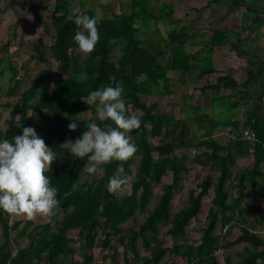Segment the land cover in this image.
<instances>
[{"label":"trees","instance_id":"16d2710c","mask_svg":"<svg viewBox=\"0 0 264 264\" xmlns=\"http://www.w3.org/2000/svg\"><path fill=\"white\" fill-rule=\"evenodd\" d=\"M18 1L5 0L10 9ZM155 1L131 0L127 5L128 12L102 17L98 25L100 40L95 50L81 56L73 40L76 26L66 19L77 9L71 6L70 0H38L36 16L45 11L50 14L53 36L48 50L57 64L56 70H38L29 87L19 92L26 72L18 68L14 60H7V68L12 75L5 91L0 84V102L2 98L14 97L17 101L15 104L10 100L0 104L10 110L5 126L2 128L0 125V140L12 139L22 134L23 127L31 126L56 152L59 160L53 162L45 175L58 189L59 206L54 212L60 210L63 216L56 222L43 224L26 218L22 225L24 220H18L12 230L2 222L0 264H95L93 250L99 247L112 253L105 256V260L110 257L115 262L119 246L124 247L125 264H160L166 259H181L184 264H222L218 253L240 245L244 246L237 252V259L227 255L223 264H264V237L256 233L258 224L264 223V207L259 205L264 200V191L245 192L247 186L256 188L260 166L264 162V121L256 120L252 126L256 136L253 144L243 140L239 134L233 144L220 146L212 139V129L206 130L203 136L206 140L199 142L200 137L192 134L189 120L169 115L162 109L161 101L155 98L156 93L173 94L167 77L169 70L179 74L182 82L187 77L198 80L213 73L214 69L205 67V64L211 62L215 48L231 41L230 31H210L207 35L200 31L202 36L209 35L200 54L186 52L190 38L188 26L173 29L167 39L161 37L157 28L152 34L158 38L141 39L137 36L139 24L149 29L150 21L176 22L172 19L174 5ZM223 1L210 0L207 7L211 9L213 4H222ZM84 2L80 1L81 4ZM227 3L230 12L245 8L254 13L250 29L264 20V0H251L248 4L247 0H227ZM4 11L0 10V13ZM79 11L90 16L97 13L93 8ZM46 48L44 38L39 36L33 45L32 59L46 63ZM3 49L8 52L10 43ZM115 50H120L121 55L113 59ZM249 61L246 78L240 84L231 74H225L204 90L225 89L229 92L241 87L245 89L244 97H248L258 65L253 60ZM4 73L2 70L1 75ZM161 83L165 92H160ZM117 84L124 87L126 107L141 112L142 121L141 127L130 134L138 146V153L122 164L125 173L132 177L130 191L123 195L107 190L109 178L122 162L112 161L103 165L102 175L95 179V174H90L92 180L86 182L85 177L89 173L84 165L87 158L72 157L59 147L67 138L75 141L87 130L88 123H99L94 106L83 102L89 92ZM87 112H91L89 119L80 117ZM1 116L0 111V119ZM14 121L21 122V127H16ZM72 121L78 124L75 131L68 129ZM112 126L115 127L114 124ZM155 138L158 139L156 143L153 141ZM232 147L239 148L246 156L253 152L251 170L233 171L237 155L232 153ZM191 148L206 150L193 158L177 154L178 150ZM197 166L211 171L196 188L189 190L186 205L172 213L173 199L182 190L184 177ZM169 175L171 181L163 184V178ZM157 185H161V194L157 205L148 211ZM212 188L214 195L207 213L208 225L202 230L200 242L194 244L188 238L187 228L202 212L203 198ZM250 196L254 203L244 206V201ZM138 212L145 215L142 222L135 218ZM258 213H261L259 218ZM161 226H168L163 237L160 236ZM218 226L221 227L220 233H216ZM24 236H28V241L22 244L20 240ZM114 239L120 245L113 244ZM138 241L147 255L140 253ZM77 249L81 254L75 260Z\"/></svg>","mask_w":264,"mask_h":264},{"label":"rangeland","instance_id":"374dc122","mask_svg":"<svg viewBox=\"0 0 264 264\" xmlns=\"http://www.w3.org/2000/svg\"><path fill=\"white\" fill-rule=\"evenodd\" d=\"M81 0H70L71 6L75 7L77 10L86 9V8H93L101 17H111L113 14H120L128 12L127 5L131 0H85L84 4L80 3ZM168 2L174 5V13L172 19L176 22L175 24H171L168 21H160L154 22L150 21V27L145 28L142 24L137 25L139 28L137 36L141 39H148L149 37H154L155 39L158 38L157 35H153L155 28L158 29L161 37L167 39L168 33L173 29L179 30L181 27L185 25L190 26V31L203 30L206 28H210L213 23V18L215 21L219 19V15H226V11L229 9V4L227 0H224L223 3L213 4V7L210 9L207 7V3L210 0H157L156 3L161 2ZM254 1V0H253ZM251 3V0H247V4ZM254 4V3H253ZM6 10L3 13H0V84L3 86L2 91H5L8 85H10L9 79L11 77V72L8 70L7 60L12 59L14 60L15 64L18 68H21L26 72L23 77L22 86L19 92L24 91L30 85V80L36 75L38 70L46 68L51 69L52 71L56 70V62L52 58L48 47L52 42L53 30L51 27V20L49 12L45 11L42 13L41 16L37 17L36 13L38 10V0H19L13 9H10L6 6L5 0H0V10ZM243 9V8H242ZM196 10V11H195ZM240 11V10H239ZM243 11V10H242ZM204 15H208L204 17ZM228 16V25L233 24V20L230 19L231 15L227 14ZM230 16V17H229ZM235 16V15H232ZM240 16V15H238ZM242 22L245 24L253 17L251 11L245 9L242 12ZM226 18V19H227ZM221 19V18H220ZM226 19H221L224 24ZM249 19V20H248ZM225 21V22H224ZM254 29V27L252 28ZM15 32V36H14ZM232 35V34H231ZM39 36H42L45 40L46 44V52L48 61L46 63H40L35 59H32L33 56V45L36 43V40ZM10 43V49L8 52L4 51L3 47ZM242 47L247 48L250 52H256L254 41H247V39H242L239 42ZM238 43V44H239ZM190 51H194V49L189 48ZM228 50L230 51L231 49ZM232 51V50H231ZM81 56H85L86 54L78 51ZM121 55L120 50H115L113 52V59H116ZM2 58L4 61H2ZM6 60V61H5ZM5 73L1 75V71ZM170 80H171V90L174 92L173 98L170 97L168 99L165 96V93H156L157 99L161 101L162 109L176 118H180L183 116L182 114H186L187 118L193 117V110L192 107L194 106L193 103H197V93L193 90L189 89L188 85H194L197 82H192L190 84L184 85L180 81V75L176 72H169ZM189 83V82H188ZM194 83V84H193ZM188 90L192 92V94H188ZM165 92L164 88L160 87V92ZM16 103L17 98H2L0 104H5L7 101ZM146 101L150 102L149 98H145ZM129 113L135 112L138 116L141 115V112L134 110L132 107L127 106ZM0 111L2 113L0 119V125L3 128L5 126V120L8 119L10 115V110L5 109L0 105ZM184 111V112H183ZM81 118L89 119L91 117V112L80 114ZM188 118V119H189ZM190 124H192V132L193 134L196 131V128L193 122L190 120ZM155 143L158 139L153 140ZM202 150L196 148L185 149V150H178L177 154H185L189 158H193L194 156L201 154ZM157 156V155H155ZM209 170L208 168H201L197 166L194 171L189 173L184 177L182 182V190L174 197L173 199V207L172 213L181 209L186 205L188 202V195L189 190L192 188H196L197 185L201 183L203 178L206 176ZM102 175V173L95 174L94 178H98ZM86 182H90L92 177L90 174H87L85 177ZM171 181V175L163 178V184L169 183ZM154 198L148 205V211L153 209L158 202V198L161 194V185H157L154 188ZM118 195H123L124 193H117ZM213 188L210 190L209 194L203 198L202 201V212L197 216L195 220L191 222L189 227L187 228V234L189 240L194 243L198 244L200 242L202 236L203 228L207 227L208 220H207V213L209 207L211 206V201L213 198ZM251 203V200L249 201ZM249 204V203H247ZM57 213L54 212L52 216H55ZM261 213H258V217H260ZM145 215L142 213H137L135 218L137 221L142 222L144 220ZM258 228L256 229V233L264 237V223L258 224ZM168 226L160 227V236L163 237L167 232ZM221 232V227L218 226L216 233ZM172 243V241H170ZM113 244L120 245L118 241L115 239L113 240ZM140 253L144 256L147 255L148 252L143 248L140 241H138ZM244 245L237 246L230 251H220L218 253V259L223 264L224 258L229 255L233 260L237 258V252L243 248ZM95 255V264H125L124 263V247L119 246V254L116 257V261H112L109 257L107 260L104 259L105 256H110L112 253L109 250H103V248L99 247L93 250ZM108 252V253H107ZM76 254L80 256L81 251L77 249ZM184 264V261L181 259H166L160 264Z\"/></svg>","mask_w":264,"mask_h":264},{"label":"clouds","instance_id":"9594fccd","mask_svg":"<svg viewBox=\"0 0 264 264\" xmlns=\"http://www.w3.org/2000/svg\"><path fill=\"white\" fill-rule=\"evenodd\" d=\"M66 19L76 26L73 40L79 51L91 54L100 40L98 25L102 17L99 12L90 16L73 10ZM123 93L121 84L90 91L83 102L94 106L99 123H88L87 130L75 141L67 138L59 146L72 157L87 158L84 168L89 174L103 173V165L112 161L122 162L108 180L107 190L112 194L130 191L132 177L125 173L122 164L138 153L130 134L142 123L135 112L129 113ZM108 121L111 123H106ZM14 122L16 127H21V122ZM77 128L78 124L73 121L68 125L69 131ZM57 160L56 152L34 127H23L22 134L0 140V210L28 220L53 215L59 206L58 189L51 185L45 173Z\"/></svg>","mask_w":264,"mask_h":264},{"label":"crops","instance_id":"0c3cea01","mask_svg":"<svg viewBox=\"0 0 264 264\" xmlns=\"http://www.w3.org/2000/svg\"><path fill=\"white\" fill-rule=\"evenodd\" d=\"M242 10L244 11L245 8L241 9L240 11L234 12H230V10L228 9L225 12L226 15H231V17H229L233 20V24L228 25V16L219 15L218 20L215 21V18H213V23H215L216 25L212 24L211 26H209L210 28L202 30V32L206 35L209 34L210 31H222L225 29H229L230 31L231 41L227 45L215 48L211 54V62L205 64V67L207 68L211 66L214 69V72L198 80L193 77H187L183 82L180 80L184 85L190 84L192 82H197V84L193 83L194 85H188V88L192 90L195 89L193 91L198 95L196 99L197 103H193L194 106L192 107V110L194 112L193 117H188V119V115L186 116V114H182L183 116H181L180 118H187L189 120V123L190 120L193 122L196 131L194 134L192 132V134L200 137L199 142L206 140L203 137L205 136L204 133L206 132V130L212 129V139L216 142V144L220 146H228L230 144H233L236 141V137L239 134L242 135V133L246 129L253 130L252 126L256 120L264 121V20H261L259 24L254 25V29H252L253 27L250 29L253 17L251 18V21L248 19L249 21L244 24L242 22ZM252 14L254 16L253 12ZM207 16L208 15H204V17ZM262 17H264V14H262ZM220 18L223 20L227 18V22L224 21L225 23L222 24L223 21ZM187 26L188 25H185L184 27ZM200 31L201 30H197V32L190 31V38L186 44L187 53H202L203 46L206 45V42L209 40V35L202 36L199 34ZM193 33H197L198 36L194 37ZM242 39H247L248 42L254 41L256 52H250L247 48L242 47V45L239 43ZM228 47L232 51H229ZM189 48L194 49V51H190ZM256 56L259 57L254 59ZM249 60H253L254 62L258 63V65L256 67V77L248 89V91L250 92V95L248 97H244L245 89L241 87H239L237 90H231L229 92H227L225 89L204 90L206 86L215 84L216 79L219 76H223L225 74H231L232 78H234V80H236V82L240 84L246 78V71L250 67L251 63ZM169 72L173 71L169 70L167 72V77L170 79ZM187 92L188 94H192L190 90H188ZM165 96H167L168 99L170 97L173 98L174 92L173 94L166 93ZM250 118L251 123L249 122ZM208 121L212 122L209 123ZM190 126L192 129V124H190ZM199 150L205 152L206 149L201 148ZM232 153L237 155L233 167V171L235 173L252 169L254 162L253 152L250 151V156H246L241 154L242 152L239 150V148H236L232 150ZM262 191H264V162L260 166V176L257 181L256 188L253 189L251 186H247L245 189L246 193ZM250 200L251 203L249 202ZM253 203L254 198L250 196L246 198L243 205L249 206ZM259 205L264 207V200H261ZM62 216V211L58 210L55 216H37L32 221L34 223L40 224L47 222L53 223L60 220ZM17 218V221L24 220L22 222V225H24L26 217L17 216ZM257 218H259L258 215ZM73 233L74 235L77 234L76 232ZM0 234H2L1 226ZM27 241L28 236H24L20 240L22 244L27 243ZM78 245H80V240ZM79 258L80 256L75 254L74 259L76 260Z\"/></svg>","mask_w":264,"mask_h":264},{"label":"built area","instance_id":"2783aa9c","mask_svg":"<svg viewBox=\"0 0 264 264\" xmlns=\"http://www.w3.org/2000/svg\"><path fill=\"white\" fill-rule=\"evenodd\" d=\"M242 139L248 142L249 144H253L256 140L254 131L252 129H246L242 133ZM17 219V216H9L7 213H4L2 210H0V226L2 222H5L8 227L12 230L15 226Z\"/></svg>","mask_w":264,"mask_h":264},{"label":"water","instance_id":"95a60500","mask_svg":"<svg viewBox=\"0 0 264 264\" xmlns=\"http://www.w3.org/2000/svg\"><path fill=\"white\" fill-rule=\"evenodd\" d=\"M263 14H264V11H263Z\"/></svg>","mask_w":264,"mask_h":264}]
</instances>
